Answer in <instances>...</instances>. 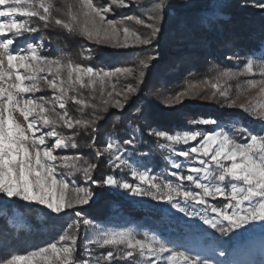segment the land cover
I'll list each match as a JSON object with an SVG mask.
<instances>
[{
	"label": "snow or ice",
	"instance_id": "6c2138e0",
	"mask_svg": "<svg viewBox=\"0 0 264 264\" xmlns=\"http://www.w3.org/2000/svg\"><path fill=\"white\" fill-rule=\"evenodd\" d=\"M132 4L133 0H109L102 6L94 0H65L58 8L55 0H0V197L40 205L58 216L88 204L94 195L92 189L64 179L65 172L58 173V169H64L67 175L81 174L86 185L117 186L136 196L165 201L186 216L199 217L204 225L223 236L254 222L264 224V134L253 133L242 124L226 131L220 122L210 118L188 123L216 125L219 130L172 133L154 130L147 124L134 125L136 117L130 115L123 128L110 130L101 138L100 122L105 114L109 109L123 113L140 91L145 72L134 67L94 68L70 57L45 54L42 43H19L21 38L51 27L114 47H129L130 40L135 45H151L161 31L162 9L171 5H142L146 10L152 8L145 18L136 14L119 20L108 18L115 8H129ZM241 6L264 13V0H243ZM213 15L206 13L202 17L207 28L214 27ZM33 18L39 23L34 25ZM128 22L148 31L142 34ZM80 55L84 60L92 59L90 49ZM155 58L149 56L147 60ZM235 59L240 61L241 57L237 55ZM147 67L148 63L141 60L140 68ZM245 74L261 77L247 84L249 88H259L264 95V62L257 64L248 58L241 70H228L222 76L231 80ZM121 78H131L135 83H126L117 90L116 82ZM211 88V98L219 95L227 101L226 107H239L264 123V103L237 105L229 99L227 88L218 83H212ZM42 90H50L52 95L37 96ZM187 98H191L190 90L184 89L166 103L171 107ZM69 101L77 105L79 118L68 112ZM61 128L69 131H58ZM145 129L148 136L165 142L159 147L171 154L168 162L175 170L169 175L176 182L154 176L147 169L138 170L130 163L143 143ZM81 135L89 141L85 147L92 160L79 152L57 154L59 150L78 149ZM178 145L187 147L177 150ZM101 162L115 171L127 170L135 182L113 174L95 179ZM186 182L196 190L187 187ZM209 198L227 203L216 207L208 203ZM193 204L202 206L200 211L192 210ZM75 217L58 239L23 254L12 252L0 258V264H221L169 247L170 241L154 234L138 237L126 228L104 229L79 211ZM81 228L85 230L84 237L79 236ZM97 249L104 251L97 254Z\"/></svg>",
	"mask_w": 264,
	"mask_h": 264
},
{
	"label": "rangeland",
	"instance_id": "374dc122",
	"mask_svg": "<svg viewBox=\"0 0 264 264\" xmlns=\"http://www.w3.org/2000/svg\"><path fill=\"white\" fill-rule=\"evenodd\" d=\"M142 0H133V4L129 8H115L113 13L109 15V19L119 20L121 17L130 15V14H136L140 15L142 18H145L146 16H143L139 14L136 10V5L140 3ZM56 2V1H55ZM58 5L56 7L62 8L64 5L65 0L57 1ZM60 2V3H59ZM109 0H94V3H96L98 6H102L104 3H108ZM242 7V6H240ZM239 7V8H240ZM250 10H255L251 9ZM259 11V10H257ZM57 15H61V13H58ZM37 20L33 19V24L36 23ZM128 26L137 30L140 33H146L148 30L145 29L143 26L136 25L134 22H128ZM64 35L69 39L68 45L70 46L65 51H61L59 48L55 47L54 45H49L48 42H45L43 39H41L36 33H32L27 35L25 38H21L19 43L23 45L25 42H39L43 44V51L45 54L51 55V56H63L65 59L71 58L75 62H80L86 65H91L94 68H105V69H114L116 67H134L139 70H143L145 72V76L143 78V82L140 84V91L136 93L132 98L134 99L137 96H140L141 93H144L145 90V81L147 79V74L149 72V68L151 67L152 61H148L147 57L149 56H155L157 59L158 56L155 53V48H151V45H135L132 44V41H129V47H114L111 44H105V43H95L93 41H88L84 38H81L79 36H71L64 32ZM102 48L106 49H112V50H123V49H130L133 52H136V56L133 58L123 57L120 58L118 61H111V63H97L99 59L97 58V53H100L102 51ZM84 49H90L91 50V60H84L80 53ZM154 49V50H153ZM230 53L225 52L222 54L221 57L224 59L222 60H214L210 59L206 61V64L203 65L200 59V62H194L192 64H187L181 66L178 63L183 62L182 59L178 60L177 57L176 60L171 58L163 69L162 73L165 76L170 77L171 81L166 84L164 82H158L155 84L150 91L146 94L147 96H150L155 100L157 103H161L163 105L167 106L166 101L173 98L176 93L183 91L184 89L190 90V96L191 98L184 99L189 101H203L206 103H210L214 106V108L222 109L225 112H228L230 117H226L221 120H217L213 118V116L207 114H201L197 113L195 117H188L186 118V122L190 127L188 130L184 131H217L219 128L216 125H191L188 123L190 120L194 119H214L220 122V127H223L224 130L228 131L234 126H239L242 124L243 126L249 128L253 133L257 134H264L262 132V129H264V123H262L258 118L253 116L252 114L245 112L243 109H240L239 107H226L227 101H225L224 98L219 97L217 95L215 98L212 97V83H218L221 85L222 88H227L229 91V99L235 100L236 104L239 105L241 103L245 104H260L264 103V95H261L259 93V88H249L247 81L248 80H259L261 77L256 75H240L237 76L235 79L226 80L222 73L225 71L231 70V71H239L243 68V62H245L248 58H252L257 64L264 62V42L261 46V49L257 51L253 56H241L236 51L232 53L231 55H228ZM87 55V53H85ZM241 57V60L238 61L235 59V56ZM144 60L146 63H148L147 68H140V61ZM173 61V64L171 62ZM185 64V62H184ZM126 83H135V80L129 78L128 80H124L121 78L119 82H116V88L117 90H121ZM109 90H111L109 88ZM37 96L44 95V96H51L52 93L50 90H42L41 92L36 94ZM84 95L87 96L88 92L87 90H84ZM67 110L68 112L75 118H79V113L76 111L77 105L69 101L67 104ZM111 110H117V109H109V112ZM117 112H120L117 110ZM105 114V117L107 114ZM103 121V120H102ZM101 121V122H102ZM100 122V123H101ZM154 130H159L158 128H153ZM58 131H62L67 133L69 130L67 129H58ZM182 131V130H181ZM176 132V131H175ZM174 132V133H175ZM88 139L81 135L78 138L79 139ZM54 142V141H52ZM89 142V141H88ZM162 143H165L162 141ZM195 143V142H194ZM187 146L178 145L176 146L177 150H184ZM81 147L78 149H64L59 150L58 155H75L77 152L83 154L87 159L89 157L82 153L80 150ZM88 151V150H86ZM160 151H163L165 154L162 156V165L156 169L153 170L154 167L149 163V158H144L143 156L135 154L134 158L130 160V163L133 164L134 167H136L138 170H149L152 175L157 177H164L170 180L175 181V178L170 176L169 173L171 171H174L175 169H172L169 164V158H171V154L168 152L167 149H161ZM92 155V154H91ZM178 160H183V158L177 157ZM92 160V159H89ZM111 169V168H110ZM98 170V169H97ZM94 173V178L97 180H101L102 176H99L98 171ZM59 172H65L64 179L67 181L75 182L76 185H84L86 187H90L94 193L92 199L89 201L86 205H78L74 210H66V213L60 214L59 216L54 213H50V211L43 206L36 205V204H29L28 202L20 201L18 199L8 200L7 198L0 197V216L6 215L8 218V221L14 225L22 226L25 222L23 215L17 210L12 209L11 211H8V204L12 201L19 202L24 206H28L31 208H40L43 210L44 214L49 216L50 218H58L61 220L58 222V225L60 227H56L58 230L54 231L53 235L46 239V241H42L40 243L38 242H28L29 244H26L20 248H17L15 250H12V252H18V253H25L31 248L34 247H41L44 246L45 243H50L56 239H58L59 235L63 233L64 229L68 227V224L72 222V220H75V212L79 211L81 214L90 220H93L96 224L101 225L104 229L108 230H119V229H129L132 232H134L138 237H143L145 233L149 235H155L165 241H170L171 243L168 245L169 247L175 246L180 250H186L190 252L193 256L199 255L201 258H212L215 261H220L221 264H264V224L261 222H254L253 224L246 226L244 229L236 230L238 231L235 237L233 238V243L237 246V252L234 253V249L226 248L228 246L227 242V236L221 235L218 231H213L214 229H211L209 226L204 225L201 221L189 218L185 216L183 213L179 212L177 209H174L171 207V205L167 206L168 204L165 201L160 200H154L150 196H136L129 192H127L124 189H121L117 186H109L112 191L123 194L125 197L130 199L134 202L135 205L143 207L147 209L148 214H144L141 217L136 216H129L126 213H123L121 209H118L116 205H112L111 209L115 210L108 214V216L104 219H94L90 216H87L83 209L84 207L89 206L93 203L95 200V194L96 191H98L99 187L97 185L92 184H85L83 176L81 174H75V175H67V170L64 169H58ZM109 174L115 175L118 179L122 180H128L130 183L135 182L133 178L130 175V172L127 170H120L115 171L111 169V172ZM108 174V175H109ZM61 178L58 175V179ZM187 187H192V190L195 191L196 189L188 185L186 182ZM127 192L124 194V192ZM224 200V199H223ZM224 204L227 203L226 200H224ZM181 203V202H180ZM208 203L214 204L211 198L208 199ZM223 205H220L218 207H223ZM191 209L194 210H200L202 206L199 205H190ZM217 207V206H216ZM41 210V211H42ZM153 213V214H152ZM40 217L43 216V214L38 213ZM211 215V213H209ZM71 217V219H69ZM41 228L43 227V224H41ZM43 230V229H42ZM85 230L83 228L79 231V236L84 237ZM49 236V235H48ZM227 239V240H226ZM80 243H83V240L81 239ZM104 251L103 249H97L96 252L99 254L100 252ZM220 251H224L225 255L220 256ZM122 264V262H121Z\"/></svg>",
	"mask_w": 264,
	"mask_h": 264
},
{
	"label": "trees",
	"instance_id": "16d2710c",
	"mask_svg": "<svg viewBox=\"0 0 264 264\" xmlns=\"http://www.w3.org/2000/svg\"><path fill=\"white\" fill-rule=\"evenodd\" d=\"M55 1L58 5L57 1L60 0ZM242 3L243 0H142L138 3L136 11L143 16H147L152 8L149 7L146 10L142 5L151 4L153 7L160 4L171 5L162 9L163 19L159 23L161 31L151 46V48H155L153 50L158 58L152 61L149 68L144 84V93L132 99L123 113L111 110L100 123L101 138L110 130L123 128L128 123L130 115L136 117L132 120L134 125L147 124L152 129L158 128L172 133L190 129L191 126L187 124L186 118L195 117L197 113L209 114L217 120L230 117L228 112L214 108L212 104L203 101L185 100L169 107L155 102L152 97L146 94L158 82L168 84L171 81L170 77L160 74L171 58L182 59L183 62L178 64L183 67L187 64L200 62L201 59L203 67L210 59L224 61L221 56L225 52L230 53L228 55L236 51L241 56H253L259 51L264 42V13L240 7ZM206 13L214 14V27L212 28H207L202 23V17ZM33 19L39 23L38 19ZM36 34L49 45H54L61 51L70 47L69 39L61 29L50 27ZM102 49L100 53H97L99 59L97 63L107 64L123 57L134 59L136 56V52L130 49ZM135 109H140V111L136 112ZM121 135L123 134L121 133ZM123 138L127 139L128 137L123 136ZM87 143L86 139H79L80 150L89 159H92L90 150L85 147ZM161 143L162 140L157 141L155 137L148 136L147 129H145L143 143L137 147L135 154L143 156L145 159L149 158V163L154 167L153 170H156L162 165V156L165 154L160 151L159 144ZM97 171L99 176H102V180L111 172V169L106 163L101 162ZM125 193L127 192L125 191ZM211 200L217 207L225 203L223 199L219 198ZM112 205H116L118 209L129 216L141 217L151 213L147 209L135 205L123 194L112 191L107 185L99 187L95 194V200L89 206L84 207L83 212L94 219H104L109 213L115 211L111 209ZM7 206L8 211L13 208L17 209L23 215L25 223L22 226H17L10 223L6 215L0 216V258L9 255L12 250L29 244L28 242L46 241L55 230L59 229L56 227H60L58 222L61 220L50 218L40 208H31L14 201ZM38 213L43 216H38ZM41 224L44 228H41ZM237 232L229 233L228 240L226 239L229 243L226 248H233L234 253L237 252V246L232 241Z\"/></svg>",
	"mask_w": 264,
	"mask_h": 264
},
{
	"label": "built area",
	"instance_id": "2783aa9c",
	"mask_svg": "<svg viewBox=\"0 0 264 264\" xmlns=\"http://www.w3.org/2000/svg\"><path fill=\"white\" fill-rule=\"evenodd\" d=\"M160 178L163 179L164 177H160ZM178 199H179V198H178ZM180 202H181V204L183 205L184 202H183L182 200H181ZM166 205L169 206L170 204H166ZM192 210H194V209H192ZM195 211H200V210H195ZM183 214H184V213H183ZM184 215H185V214H184ZM185 216H186V215H185ZM187 217H189V216H187ZM189 218H194V219H197V220L201 221V220L199 219V217H189ZM201 222H202V221H201Z\"/></svg>",
	"mask_w": 264,
	"mask_h": 264
}]
</instances>
